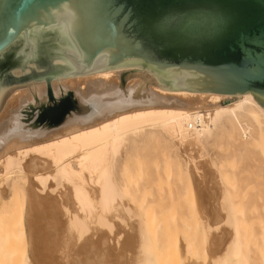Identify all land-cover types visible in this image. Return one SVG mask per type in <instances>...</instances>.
Instances as JSON below:
<instances>
[{
	"label": "water",
	"instance_id": "water-1",
	"mask_svg": "<svg viewBox=\"0 0 264 264\" xmlns=\"http://www.w3.org/2000/svg\"><path fill=\"white\" fill-rule=\"evenodd\" d=\"M248 92L264 109V0H0V156Z\"/></svg>",
	"mask_w": 264,
	"mask_h": 264
},
{
	"label": "bare ground",
	"instance_id": "bare-ground-1",
	"mask_svg": "<svg viewBox=\"0 0 264 264\" xmlns=\"http://www.w3.org/2000/svg\"><path fill=\"white\" fill-rule=\"evenodd\" d=\"M222 136L227 138L231 143L230 145L237 147L242 146L247 148L250 144H257V142L260 144V142H264V109L253 99L250 92L243 93L236 100L203 109L156 107L135 109L120 113L95 125L75 130L45 142L10 149L0 156V187L5 184L8 185V182L11 181L9 185L10 194L7 196L8 198L2 202H9L11 204L12 198H15L14 196L16 195L15 204L13 205L15 213L16 206H19L20 200L22 204L24 202L23 215L25 217V228L28 235L29 249L32 252V257H28L29 264H44V262H46L42 260L41 257L42 251L48 246L50 248V245H48L49 240L43 238L45 235H52V233H54L55 237L56 234L58 235V239H60L61 243L58 244L57 241L54 242L55 245L58 246L55 248H59L58 250L60 251V247L64 249L69 246L68 240L75 245V241L80 240L82 236L87 233L86 230L89 228V225H87L86 220L88 218L95 216L96 219H94V221L96 224L98 222L99 225V223L105 222V217H108L107 215L112 214L110 216L116 217L114 219L118 217L115 221L119 224L121 223V221H118L119 218L122 220L124 217L128 216L127 219L129 223V219L133 214L132 212L130 216L128 215L131 212V207H129V205L131 204L133 209L134 203H140L144 199L145 192L150 193V190H148L150 189L148 186L151 184L150 179H147L143 185L142 181L139 182V180H137L139 183L135 181L132 182L126 177V174H128V172H126L127 170H125L126 160L133 156L134 153L135 155L138 154L143 156L142 153L139 154L140 152L137 151L139 143L146 140L155 141L157 139L158 141V138H160L162 140L161 149L170 152L168 156L173 161V164V158H176L175 162L178 160L177 162L181 165L180 157H182L186 165L185 170L190 171L189 169L192 167L193 171L198 172L197 170H200V166L196 158H201V156L204 155L203 150L205 142L209 138H222ZM243 138L248 139H244L245 141H243ZM147 149L149 148L147 147ZM138 157L136 155L135 158L137 159ZM206 160L208 161V158H206ZM177 162L176 164H178ZM205 163L209 170L212 168L215 170L213 166H216V164L214 162L208 161ZM129 166H131L130 163ZM130 175L127 176L130 177ZM199 175V178H201V174ZM213 175H211L209 179V182L212 184L220 180L219 177L217 178L218 180L214 178V176L217 177L218 175ZM124 178L127 179V181L124 180ZM194 178L195 177H193V180ZM21 180L24 182L23 187L18 184ZM230 180L232 181V179ZM221 184L220 186H222ZM5 190L4 194L3 191L0 190V192L2 191L1 194H3V196L0 195L1 197H4L6 194ZM221 190L222 191L218 189V193L221 192L218 201L223 204L220 202L218 204L222 206L227 205L230 202L229 194H227L224 187H222ZM214 192L212 197H214ZM205 197H209V195H205ZM212 197H209L208 200H211ZM211 203L212 200L210 204ZM22 204H20L21 208ZM134 208L137 210V207L134 206ZM11 211L14 212L13 209H8L7 214H11ZM136 213L138 214L139 212L136 211ZM224 213H226V210ZM1 214L2 212L0 211V215ZM212 215L216 220L215 214ZM225 215L226 218H224L225 220L223 219V221L227 222V219H229L228 213ZM110 216L109 218H111ZM133 218L135 219V217ZM97 219L98 221L96 222ZM134 219H131L133 223ZM90 221H88V223ZM94 221L92 220V222ZM109 221H111V219H109ZM92 222L90 224H94ZM106 222H108L107 218ZM114 223L113 221V225ZM119 224L118 226H120ZM122 224L124 225H121V227H130L132 223L130 225H126L125 223ZM135 224L136 228H139V226H137L139 222ZM100 226L101 225H99V227ZM118 226H116L119 229L118 233L121 234L122 229H125L123 227L120 230ZM95 230L97 231V229ZM209 230L210 228H208V232ZM116 231L117 230H115V232ZM137 231L139 230H136V232ZM99 233L100 232H98V234ZM137 233L140 234L141 232L139 231ZM103 234H99L101 237L95 238V243L91 239L82 242L78 250L81 249L82 252L84 250V253L86 251L90 253V250L92 251L98 247L97 245L103 247V244L106 245L108 242L110 243V240H112L114 244L117 243V239L119 240V236H121L117 235L118 238H115L116 233H112L113 235L115 234V236L113 237L111 234L113 238L110 236L108 241L105 238L109 233H107L105 237L102 236ZM210 236H212V234ZM127 237L124 236L125 240ZM137 237H140L139 239L141 241L139 244V239L137 238L138 241H136L138 242V246L140 247V245H142L143 247V235L141 234ZM134 238H136V236ZM53 240L55 239L53 238ZM121 240L120 238V244L122 243ZM63 241L64 244H62ZM106 241L108 242L106 243ZM134 244L132 239H129L123 241L121 244L122 246L118 247L120 248L119 250L114 248V246L112 247V244L111 247L108 246L109 244H107L106 247L108 246L107 248H110V250L114 248L116 252L119 251L123 254L127 250H130V246ZM136 244L134 245L135 248ZM214 246H216V243ZM231 248H234V245L229 236L223 250L220 251L219 254L211 256L212 259L210 263L237 264V260L234 259V256H231V250H229ZM115 250L113 251L116 255L117 253H115ZM138 250L137 253L139 252ZM106 251L107 250H105V252ZM142 251L140 250L139 254L146 252L144 249ZM90 258L91 259L88 258L87 260L91 261L92 257ZM132 259H134V257ZM133 261L134 263L131 262L132 264H144L143 261L140 260V257ZM79 262L80 264H84L82 261H78V263ZM46 263H48V261Z\"/></svg>",
	"mask_w": 264,
	"mask_h": 264
},
{
	"label": "rangeland",
	"instance_id": "rangeland-1",
	"mask_svg": "<svg viewBox=\"0 0 264 264\" xmlns=\"http://www.w3.org/2000/svg\"><path fill=\"white\" fill-rule=\"evenodd\" d=\"M240 139L239 141L241 142ZM244 139L245 138H243V141L248 138ZM152 141L154 140H146L139 143L137 151L140 152L139 154L142 153L143 156L136 154L137 157L139 156L136 159L134 153L133 156L126 160L125 170L128 172V174H126L128 180L132 182H138L137 180H139V182L142 181L144 185L145 181L150 179L151 183L149 184L150 186H148L150 189L147 188L150 190V193L145 192L144 199L140 203H132L137 207V210L134 206L132 209L131 204H128L129 207H131V212L128 215L130 216L133 212L129 219V223L127 219L128 216L122 219L125 222L119 218L118 221H121L119 224L115 221L118 217L114 219L116 217L110 216L112 214L107 213L110 215L105 217V222L106 218L108 222H104L105 224L103 222L99 223V225L103 227L102 228L98 225V219L96 220L97 224L95 223V216L88 218L89 220L87 219L86 221L91 230L87 228V233L84 234V237L82 236L80 240L75 241V245L68 240L69 246L64 249L60 247V251L58 250L59 248H55L58 247L55 245L56 241L58 244L61 243L60 239H58V235L56 234L55 237L54 233L50 232L52 235L48 234L43 237L45 240H49L48 245H50V248L47 245L48 247L44 249L45 252L42 251L43 253H41L42 260L48 261V263L42 262H44V264H80L78 261H82L84 264H132L131 262L134 263V259L136 260L140 257V260H142L144 264H211V256L219 254V252L223 250L225 242L228 241V237L230 236L234 248L229 250H231V256H234V259L237 260V264H264V142H260L261 145L258 142L257 144H250L247 148H244L242 146L237 147L230 145L231 143L225 136H222V138H209L204 144L203 151L205 156L203 155L201 158H196L200 166V170L196 172L193 171L192 167H190V171L185 170L186 165L182 157H180L181 165L177 162L178 160L176 162L179 165L176 164V158L172 157L174 160L173 164V161L168 156L170 152L161 149L162 140L160 138H158V141L156 139V142ZM147 147L149 149H147ZM206 158H208L209 162H214L216 164V166H213L215 170L213 168L209 170L205 163L208 162ZM129 163L131 166H129ZM199 174H201V178H199ZM213 174L218 176L215 177ZM127 175H130V177ZM211 175H213L216 180H218L217 178L219 177L220 180L212 184L209 182ZM193 177H195L194 180ZM125 178L124 180L127 181ZM230 179H232V181ZM10 183L11 181L8 182V185L5 184V187H0L3 194L6 188L5 198L1 197L3 194H1L2 191L0 192V211L2 212L0 215V264H29L28 257H32V252L29 249L28 235L25 228V217L23 215L24 202L22 204L21 200L20 203L18 200L19 206H16V213L13 207L16 195L14 196L15 198H12L11 204L9 202H2L5 201L10 194ZM218 183H222V186ZM18 184L23 187V180ZM222 187H224L227 194H229L230 201L229 204L223 205L224 207L221 205L223 203L218 201L219 194H221V192L218 193V189L222 191ZM213 192L214 197H212ZM205 195L212 197V199L210 198L212 200L211 204V200H208L209 197H205ZM219 202L221 204H218ZM20 204H22V208ZM8 209H13L14 212L11 211V214H7ZM225 210L226 213H224ZM136 211L139 213L137 214ZM227 213L229 219L225 222L223 219L226 218L225 214ZM212 214H215L216 220ZM109 216L111 218H109ZM133 217H135V219ZM91 219L94 222H92ZM109 219H111L112 222L109 221ZM131 219H134V223ZM88 221L90 222L88 223ZM113 221L115 222L114 225ZM91 222L94 224H90ZM138 222L139 224L137 226H139V228H136L135 223ZM122 223L126 225L131 224L130 227L125 225L131 230L124 226L121 227V225H124ZM118 224L120 226H118ZM103 225L106 226L104 227ZM115 225L118 226L120 230L123 227L125 230L122 229L123 232L121 231L120 234L118 233L119 229ZM208 228H210L209 232ZM95 229H97V231ZM135 229L139 230L141 233L138 234L137 232L139 231L136 232ZM115 230L117 231L115 232ZM98 232H100L99 234L104 233L102 235L104 237L109 233L110 235L107 234L105 238L107 240L112 233H116V236L112 234L115 238H118L117 235H121L122 237L119 236V240L121 238L122 243L123 241L132 239L133 244L134 242L135 244L137 243L136 248L134 244L130 246L131 249L127 250L128 252L126 251L123 254L119 251L116 252L114 248L119 250L120 248L118 247L122 246V243L120 244L117 239L118 242H116L119 243L120 246L117 243H112V240H110V243L108 242L109 240L106 241V243L108 242L107 244H109L108 246L111 247V244L112 247L114 246L111 250L107 248L108 246L106 247V243V245L103 244V247L97 245L99 249L97 247V250H90V253L86 251L85 253L87 254L84 253V250L83 252L81 249L78 250L82 242L88 241V239L94 242L96 240L95 238L101 237ZM141 234L143 235V247L142 245L139 247L137 242V238H140L137 236ZM211 234L212 236H210ZM124 236L127 237L126 240ZM135 236L136 238H134ZM113 237L111 236V238ZM53 238L55 240H53ZM64 241L62 244H64ZM140 243L141 241L139 239V244ZM215 243L216 246H214ZM137 248L140 249L138 250ZM143 249L146 252L140 253V255L139 252ZM105 250H107V253ZM113 250L117 253L116 255ZM137 250L139 251L138 253ZM89 256L92 257L91 261L87 260L88 258L91 259ZM132 256L134 259H132Z\"/></svg>",
	"mask_w": 264,
	"mask_h": 264
}]
</instances>
